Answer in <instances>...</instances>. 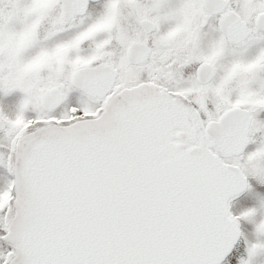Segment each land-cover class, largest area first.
Returning a JSON list of instances; mask_svg holds the SVG:
<instances>
[{
	"label": "snow or ice",
	"instance_id": "1",
	"mask_svg": "<svg viewBox=\"0 0 264 264\" xmlns=\"http://www.w3.org/2000/svg\"><path fill=\"white\" fill-rule=\"evenodd\" d=\"M0 264H264V0H0Z\"/></svg>",
	"mask_w": 264,
	"mask_h": 264
}]
</instances>
